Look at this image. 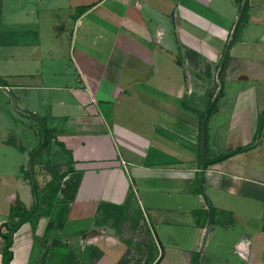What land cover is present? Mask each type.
I'll return each instance as SVG.
<instances>
[{
    "label": "crops",
    "instance_id": "0c3cea01",
    "mask_svg": "<svg viewBox=\"0 0 264 264\" xmlns=\"http://www.w3.org/2000/svg\"><path fill=\"white\" fill-rule=\"evenodd\" d=\"M15 1L0 0V113L20 142H0L25 159L0 167V232L34 201L38 118L63 176L10 264H264V0Z\"/></svg>",
    "mask_w": 264,
    "mask_h": 264
},
{
    "label": "rangeland",
    "instance_id": "374dc122",
    "mask_svg": "<svg viewBox=\"0 0 264 264\" xmlns=\"http://www.w3.org/2000/svg\"><path fill=\"white\" fill-rule=\"evenodd\" d=\"M17 1L19 2L20 0H17ZM75 1H81V0H75ZM12 2L15 3L16 1L12 0ZM81 4H83V3H81ZM81 4H77V6L81 5ZM76 10H78V7L76 8ZM1 53H2V50H1ZM233 85L238 86V83L237 84L234 83ZM212 111H213V109H212ZM201 116L203 118V114H201ZM225 121H226L225 115L219 116L218 122L220 124H222ZM33 126L35 127L33 130V135H37V139H38L37 144H36V141L33 139L32 146L35 144L36 145L34 146L33 150L30 151L28 154V156H30V158L33 161V171H32L33 173L31 172L32 169L29 167V164H27V171L25 172V175L23 177V180L27 181V183L30 185L32 196L34 198L32 206L29 208H33L34 206H37V204H39L40 206L42 205L44 207L47 204L48 198L42 199L41 191L43 190V188L47 184V181L49 179L50 180L52 179V178H50L51 175H53V173L59 169V165H60V164L55 163V161L52 162L49 159L52 155H54V152L50 150L51 147L48 151L45 152L47 154L44 153L47 157L43 156V158H42L41 152L39 151L40 146L42 144V138H41V133L38 130L39 129L38 123L34 122ZM0 128H1L0 140L1 139H5V140L12 139L10 141H12V143L14 142L17 144H18V142H20V140L18 139V136L15 133V129L17 131L18 126L14 123V121L12 119H10L9 116H3L1 113H0ZM221 132H222V134H225L226 136L230 135V137L231 136L234 137V133L231 131L225 132L224 127L221 130ZM220 137L222 138L221 135H220ZM232 137H231V140H232ZM199 141H200V137H199ZM210 142L211 141L209 139L208 140V146H202V142L197 144L198 150H200V152L204 156L207 153L208 154L211 153L210 152V150H211ZM5 143L6 142H0V167H3V165H9V166H11L12 172L17 173L19 171L20 166L24 164L25 157L21 153V151L18 149L16 144H5ZM3 155H5V157L8 158L10 163L3 164L4 160H5V162L7 161L6 159L1 158ZM36 163L39 165L37 166ZM42 174H46V177L43 176ZM48 175H49V177H48ZM0 199H1V197H0ZM2 207H3V203L0 200V208H2Z\"/></svg>",
    "mask_w": 264,
    "mask_h": 264
},
{
    "label": "trees",
    "instance_id": "16d2710c",
    "mask_svg": "<svg viewBox=\"0 0 264 264\" xmlns=\"http://www.w3.org/2000/svg\"><path fill=\"white\" fill-rule=\"evenodd\" d=\"M246 10H247L246 3L242 4L239 7V17L236 24L237 27L242 25L246 21V17H245ZM214 104L215 102H211L209 104V108L206 111V113L203 115V119H206L209 116L212 109L214 108ZM263 119H264V114L261 115L260 124H262ZM38 127H39L38 130L41 133V138H42V144L40 146L39 151L41 153H45L50 149L52 129L45 124L42 118H38ZM62 176H63L62 174H57L56 172H54L52 175V179L47 182V184L41 191L42 199L48 198V202L44 207H41L39 204H37V206H34L33 208H26L24 204L21 202H17V204L12 207L10 211V214H13L12 222L10 223L8 222L6 230L0 232V236L3 238L4 241L2 253H1L2 264H10L12 257V251L10 249L12 244V236L13 233L16 231V229L19 227L20 223L23 220H28L31 222L32 225H34L40 215H45L49 213L52 204L54 202L55 194L59 186V181L61 180ZM66 262L67 264L70 262L69 256L67 257ZM195 263H196V259L195 261L193 260V264Z\"/></svg>",
    "mask_w": 264,
    "mask_h": 264
},
{
    "label": "built area",
    "instance_id": "2783aa9c",
    "mask_svg": "<svg viewBox=\"0 0 264 264\" xmlns=\"http://www.w3.org/2000/svg\"><path fill=\"white\" fill-rule=\"evenodd\" d=\"M207 232H208V228H207V226L204 225L201 228V235H202V237H204L207 234Z\"/></svg>",
    "mask_w": 264,
    "mask_h": 264
},
{
    "label": "water",
    "instance_id": "95a60500",
    "mask_svg": "<svg viewBox=\"0 0 264 264\" xmlns=\"http://www.w3.org/2000/svg\"><path fill=\"white\" fill-rule=\"evenodd\" d=\"M12 217H13V214H12L11 219H10L11 221H12Z\"/></svg>",
    "mask_w": 264,
    "mask_h": 264
}]
</instances>
